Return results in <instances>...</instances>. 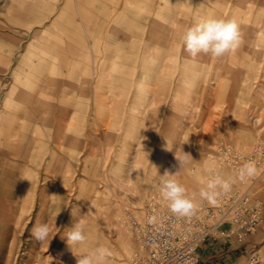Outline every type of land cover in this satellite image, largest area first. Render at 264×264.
I'll return each mask as SVG.
<instances>
[{
    "label": "rangeland",
    "instance_id": "374dc122",
    "mask_svg": "<svg viewBox=\"0 0 264 264\" xmlns=\"http://www.w3.org/2000/svg\"><path fill=\"white\" fill-rule=\"evenodd\" d=\"M207 17L237 21L235 52L183 50ZM181 147L189 198L205 202L208 170L220 169L264 220V0H0V264H76L65 232L82 218L77 255L104 246L106 264H131L142 252L132 222L168 206L159 185ZM221 147L252 154L257 176L240 182ZM42 224L49 245L31 235ZM222 236L203 243L210 254L226 244L234 264L264 258V227L243 243Z\"/></svg>",
    "mask_w": 264,
    "mask_h": 264
},
{
    "label": "built area",
    "instance_id": "2783aa9c",
    "mask_svg": "<svg viewBox=\"0 0 264 264\" xmlns=\"http://www.w3.org/2000/svg\"><path fill=\"white\" fill-rule=\"evenodd\" d=\"M219 159L237 172L245 162L253 161V155L221 147ZM216 171L223 175L222 170ZM250 192H221L215 205L200 202L196 213L184 218L176 217L168 206L150 203L142 219L132 222L142 252L131 264H198L200 247L219 232L224 238L234 236L243 243L245 235L264 227L262 202ZM225 225L230 227V234L222 231ZM247 264H264V258L252 251Z\"/></svg>",
    "mask_w": 264,
    "mask_h": 264
},
{
    "label": "clouds",
    "instance_id": "9594fccd",
    "mask_svg": "<svg viewBox=\"0 0 264 264\" xmlns=\"http://www.w3.org/2000/svg\"><path fill=\"white\" fill-rule=\"evenodd\" d=\"M181 41L183 50L193 58L201 53L218 58L225 53L235 52L240 47L242 33L235 19L207 17L198 20L189 27L181 37ZM180 152L183 153L182 156L175 153L179 165L178 170L174 173L168 170L165 171L162 176L166 179H162L159 185V193L168 202L170 212L178 218H184L194 215L198 210V206L193 199L186 195V188L176 179L180 169L192 159L191 155L185 153L182 147ZM208 171L210 178L205 186L200 189L199 196L208 203L215 205L220 193L229 192L232 185L229 180L223 178L221 172L212 169ZM257 174L258 170L255 162L247 161L237 170V179L240 182H247L255 178ZM82 221L83 218L73 228L65 232L68 250L75 256L76 264H106L107 259L112 256V252L108 247H96L86 255L76 254L74 249L84 245L88 240ZM31 235L37 243L43 244L47 241L48 245L54 237L48 224L35 227ZM57 264H62V262H57Z\"/></svg>",
    "mask_w": 264,
    "mask_h": 264
},
{
    "label": "crops",
    "instance_id": "0c3cea01",
    "mask_svg": "<svg viewBox=\"0 0 264 264\" xmlns=\"http://www.w3.org/2000/svg\"><path fill=\"white\" fill-rule=\"evenodd\" d=\"M84 22H82L83 24ZM225 246L223 247L222 250H225V252L222 251V253L219 254H210V250L207 251V248H211L208 246V244H203L200 247L201 254L203 255L202 258V264H234L236 260L241 259L240 253L238 251H234V248H230V246ZM234 251V252H233ZM221 259H218L220 258Z\"/></svg>",
    "mask_w": 264,
    "mask_h": 264
},
{
    "label": "bare ground",
    "instance_id": "6f19581e",
    "mask_svg": "<svg viewBox=\"0 0 264 264\" xmlns=\"http://www.w3.org/2000/svg\"><path fill=\"white\" fill-rule=\"evenodd\" d=\"M123 262V261H122Z\"/></svg>",
    "mask_w": 264,
    "mask_h": 264
}]
</instances>
